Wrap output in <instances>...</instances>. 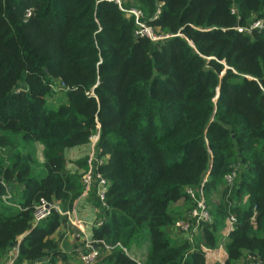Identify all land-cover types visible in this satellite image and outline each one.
I'll return each mask as SVG.
<instances>
[{"label": "trees", "instance_id": "obj_1", "mask_svg": "<svg viewBox=\"0 0 264 264\" xmlns=\"http://www.w3.org/2000/svg\"><path fill=\"white\" fill-rule=\"evenodd\" d=\"M124 1L170 39L136 38L134 19L103 0H0V264L15 249L12 264L75 261L54 239L68 217L53 210L30 226L42 201L74 210L88 157L69 168L66 153L94 136L109 183L105 207L89 193L96 264H139L134 249L146 247L141 264H210L229 216L236 228L214 264H264V0ZM202 184L215 223L193 244L173 241L195 208L186 190Z\"/></svg>", "mask_w": 264, "mask_h": 264}, {"label": "built area", "instance_id": "obj_2", "mask_svg": "<svg viewBox=\"0 0 264 264\" xmlns=\"http://www.w3.org/2000/svg\"><path fill=\"white\" fill-rule=\"evenodd\" d=\"M106 2H111L117 5L118 9L127 16V18H133L136 26L135 37L136 38H146L154 43H163L166 40L170 39V35L157 34L154 28L149 26L146 22V19L143 13L131 6H127L124 0H103ZM159 14V12H158ZM27 18L31 17V13L28 12L26 15ZM262 25L260 22L254 23L249 29L237 28V31L250 33L253 29H259ZM61 90L64 87L60 88ZM97 136H94L90 139V145H88V149L91 153H88V172L83 177L82 183L84 188L83 196H86L90 193L92 187H96V199L98 203L105 207V194L107 192V188L109 187V183L102 178L100 174L97 173V164L100 163L97 155L99 149L97 147ZM106 161V159H102L101 162ZM238 175L237 166L233 169L231 173H229L225 177V181L228 187H232L235 179ZM5 185L4 180H0V185ZM188 196L195 203V208L191 210L183 219L179 220L175 226V235L177 238L184 239L189 241L191 244L194 242V238L200 230L204 226L213 225L215 223V217L213 214L214 208L212 204L208 203V200L204 193V184H202L199 190L195 191L193 189L186 190ZM10 196L5 197V200L9 199ZM53 210L58 211L61 215L69 218L71 224L75 225L77 230L80 232L78 237L82 235L85 236L84 228L82 227V223L76 220L75 208L73 211L69 212H61L59 207L53 205L52 203H48L42 201L38 206H36L33 210V222L32 224L36 226L41 221L47 219ZM100 225V223L98 224ZM236 228V219L233 216H229L224 222V226L221 229H218L217 236V246L216 251L221 252L225 250L226 245L230 242V234ZM116 247L122 248L120 245ZM113 249L114 247H106L107 250ZM125 252L126 250L122 248ZM102 253L97 247L93 246V241H87L86 247L81 250L78 254L77 258L81 264H96L99 259V256ZM11 260L8 264H12L13 261L18 256V251L15 249L11 254ZM240 264H263L261 259L256 256L248 255L245 260H243Z\"/></svg>", "mask_w": 264, "mask_h": 264}, {"label": "crops", "instance_id": "obj_3", "mask_svg": "<svg viewBox=\"0 0 264 264\" xmlns=\"http://www.w3.org/2000/svg\"><path fill=\"white\" fill-rule=\"evenodd\" d=\"M85 149L86 148H84V150ZM84 150L82 148H75V149H71L69 151H70V154H73L74 152H76V153L84 152ZM85 152H86V150H85ZM94 201H95L94 193H91V194H88L86 196L82 195L80 197V199L77 201V203L75 204L76 220L78 222L82 223V227L84 228V231H85V236L83 237L82 235H80V237L84 240V243H82L81 245H77V247L73 248L71 251L65 250L68 253H71L76 248H78V250H80V249L83 250L86 247V242L92 240V238H93V227L95 226V224L97 222V219H98L97 216H98V212H99ZM71 225H72V227L76 228L75 225H73V224H71ZM33 227H34V225L32 224L30 226V228L32 229ZM67 229H68V226H65L63 229H61L60 231H58L54 235V239L57 240V242L60 244L62 249H63V246H65V244L67 242L72 243V241H69L71 235L69 234V237L67 236ZM146 249H147V247H146ZM146 249L145 248L142 249V251L144 253V257L146 256V253H147ZM214 254H215L214 259H213L212 255L210 257V260H211L210 264H214L215 262H221L223 259H225L226 249L221 251V252L216 251ZM141 256H142V254H141ZM133 257L138 260L139 264H141V262L144 261V258L139 259L140 258L139 255H136V256L133 255ZM74 259H75V261L73 260L74 263L72 262V264H79V263L81 264V262L79 261V258L76 257Z\"/></svg>", "mask_w": 264, "mask_h": 264}, {"label": "rangeland", "instance_id": "obj_4", "mask_svg": "<svg viewBox=\"0 0 264 264\" xmlns=\"http://www.w3.org/2000/svg\"><path fill=\"white\" fill-rule=\"evenodd\" d=\"M64 90H60L58 91V94L54 97V99H51L50 100V105L57 109L62 103H64L66 101L65 99V95H64ZM84 148H86V152L84 150ZM82 149L84 150V152H79V153H76L74 152L73 154H70V151H68L66 153V157H67V160L69 162V168L73 167V163L74 161H77L79 159H82L84 157H86L88 155V153H91L88 149V146H84L82 147ZM37 158H38V161L40 162V165H42L44 163V157H43V149H42V146L41 145H37ZM244 199V198H243ZM69 220V219H68ZM70 222V221H69ZM80 232L72 227V225L68 226V229H67V236L69 237V234L71 235L70 237V240L69 241H72V243L70 242H67L65 244V246H63V249L64 250H72L73 248L77 247V245H81L82 243H84V240L81 238V237H78L77 235L79 234ZM59 236V235H58ZM61 238V237H60ZM171 239L173 241H176L178 238L176 237V235L173 233L171 234ZM80 248V247H79ZM82 249L78 250V248H76L74 251H72L71 253H75V258L78 256V254L81 252ZM134 252L137 253V255L140 256L139 259H142L144 258V253L143 251L141 250V252H138L136 249H134ZM142 254V256H141ZM133 255V254H132ZM74 263V262H73Z\"/></svg>", "mask_w": 264, "mask_h": 264}]
</instances>
